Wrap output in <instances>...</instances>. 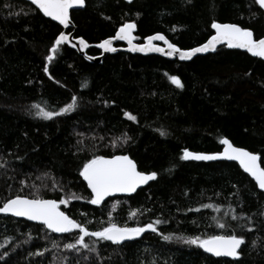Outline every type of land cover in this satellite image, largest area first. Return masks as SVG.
<instances>
[{
  "label": "trees",
  "instance_id": "16d2710c",
  "mask_svg": "<svg viewBox=\"0 0 264 264\" xmlns=\"http://www.w3.org/2000/svg\"><path fill=\"white\" fill-rule=\"evenodd\" d=\"M70 18L75 37L92 45L90 57L125 22L136 23L135 42L160 33L181 50L206 42L213 21L264 37V11L253 0H85ZM60 32L32 4L0 0V206L17 195L65 199L60 209L90 232L110 220L161 223L119 245L85 237L89 248L76 250L64 245L75 243L78 229L54 234L0 216V264H264V193L234 163L180 159L185 148L217 153L228 139L264 167V62L221 47L190 62L118 52L91 63L65 44L48 61ZM74 96L70 112L50 120L35 114L33 105L59 112ZM113 155H128L157 179L132 196L92 205L79 170L93 156ZM223 234L244 237L238 260L183 242Z\"/></svg>",
  "mask_w": 264,
  "mask_h": 264
},
{
  "label": "snow or ice",
  "instance_id": "6c2138e0",
  "mask_svg": "<svg viewBox=\"0 0 264 264\" xmlns=\"http://www.w3.org/2000/svg\"><path fill=\"white\" fill-rule=\"evenodd\" d=\"M31 3L44 16L50 17L53 21L58 22L59 25L67 28L70 24L69 10L74 6L83 7L85 0H31ZM253 3L258 5L260 9H264V0H253ZM136 27L135 22L122 23L117 28L114 36L104 39L96 47L102 49L104 52H115L116 48L112 46L114 40L127 41L130 46L129 51L132 52H160L169 57L176 55L180 60H188L196 53L207 52L210 49L214 50L217 44L226 43L229 48L245 49L253 56L264 58V38L254 39L252 30L240 27L234 23H218L213 21L211 28L215 30V35H212L207 43L189 50H181L160 33L148 36L143 44H133V40L135 39L133 31ZM68 41L69 36L64 32H60L56 36L50 49L53 55H48L46 59L52 61L54 54L60 46ZM153 41H163L167 45V51L155 45ZM78 42L81 49L88 47V44L83 38H79ZM44 71L45 73L49 71L47 64L44 65ZM169 79L176 87L180 88L183 86L178 77L170 76ZM72 100V103L61 108L59 112L47 111L39 105H33V107L37 109L35 113L37 116L50 120L53 117L72 111L75 107L76 97L74 96ZM124 115L129 120H136V117L131 113L125 112ZM165 134L161 131V135ZM220 144L224 146L223 151L213 154L192 152L185 148L180 159L196 161L226 159L238 161L244 172L248 173L255 180L256 186L264 190V167H261L258 162L261 160V157L243 148L233 146L228 139H221ZM79 175L86 181L87 188L91 190V198L88 202L92 205H99L106 197L114 193H135L141 185L156 180L158 174L155 171L146 173L138 170L137 164L128 155H113L111 158L93 156L92 159L83 163V166L79 170ZM75 198L78 199V197ZM66 203L67 200L65 199H60L59 201L41 198L30 199L17 195L15 198L8 199L0 206V213L11 214L15 217H24L30 221H38L46 229L55 233H70L73 229H78L79 235L75 239V243H67L64 245L67 249H76L77 245L81 248L88 249L89 245L85 243V237L89 236L97 238L98 241H109L112 244L119 245L124 241H130L140 237L146 231L157 232L156 225L161 223V221L157 220L154 223H147L143 226L129 227L127 225L119 226L110 220L107 226L102 227L100 230L90 232L82 224L73 220L60 210V205ZM201 207L210 208L212 205L203 204ZM130 215L135 216V213H130ZM231 219L236 220L237 217L232 216ZM217 227L220 229H228L230 225L227 222H218ZM162 239L169 241L172 239V236L162 235ZM183 242L203 249L204 252L210 253L215 257L238 258L240 256L238 249L245 243V240L243 236L237 234H223L209 235L206 238L193 236L184 239ZM91 250L94 251L95 249ZM4 255L7 256L8 253L5 252ZM36 255H42V253H36Z\"/></svg>",
  "mask_w": 264,
  "mask_h": 264
},
{
  "label": "water",
  "instance_id": "95a60500",
  "mask_svg": "<svg viewBox=\"0 0 264 264\" xmlns=\"http://www.w3.org/2000/svg\"><path fill=\"white\" fill-rule=\"evenodd\" d=\"M19 1H23V2H27V3H29V4H32L31 3V0H19ZM123 1H125V2H127V3H130L129 2V0H123ZM133 0H131V2H132ZM33 5V4H32ZM38 11H39V9L35 6V5H33ZM84 8V6L83 7H81V6H74L72 9H70L69 10V12H71V11H76V10H82ZM263 11H264V9H262ZM39 13L44 17V18H46V19H48V20H50L51 22H53V23H55V24H57L60 28H61V32H64L66 35H68L69 36V41L68 42H66L65 43V45L68 47V48H70L71 50H74V51H76L77 52V54L78 55H80V56H82L83 58H85L88 62H91V63H100L101 62V60H102V58L104 57V56H106V55H114V54H116V53H118V52H121V53H128V54H131V55H140V56H151V55H153V56H158V57H161V58H163V59H166V60H169V61H174V60H177L178 62H190L192 59H194V58H196V57H201V56H206V55H210V54H213L217 49H219V48H221V47H225V48H227L228 50H235V51H239V52H242V53H245V54H247L249 57H251V58H259V59H261L263 62H264V58H261V57H256V56H253V55H251L250 53H248L245 49H239V48H229L228 46H227V44L226 43H220V44H217L216 45V47H215V49L213 50V49H210L209 51H207V52H202V53H196L195 55H193L192 57H191V59H188V60H180L179 59V57L178 56H176V55H174V56H171V57H169V56H167V55H165L164 53H160V52H132V51H129V45H128V43H127V41H117V40H114L113 41V47L114 48H116V51L115 52H104L102 49H99L98 47H96V45L97 44H99V43H97V44H95L94 45V48H96V50H98L99 52H100V55H98V56H94V57H90V56H88L87 55V49L90 47V46H92V45H90V44H88L87 42V44H88V47L87 48H84V49H81V46L79 45V38L80 37H75V27H74V25H73V22L71 21V18H70V24H69V26L67 27V28H65L63 25H59V23L58 22H56V21H53L50 17H46V16H44L43 15V13L42 12H40L39 11ZM212 29V28H211ZM69 31V32H68ZM135 32H136V29L133 31V36L135 37ZM115 35V34H114ZM113 35V36H114ZM154 35V34H153ZM212 35H215V30L214 29H212ZM211 35V36H212ZM210 36V37H211ZM209 37V38H210ZM208 38V39H209ZM264 38V37H263ZM208 39H207V41H208ZM255 39V38H254ZM168 40V39H167ZM145 41H146V38L144 39V41L142 42V43H137V42H135V39L133 40V44H137V45H140V44H143V43H145ZM169 41V40H168ZM207 41L206 42H204L203 44H205V43H207ZM102 42V41H101ZM170 42V41H169ZM153 43L155 44V45H157L158 47H161V48H164L165 49V51H167V45H165L164 44V42L163 41H153ZM203 44H201V45H203ZM201 45H199V46H201ZM199 46H196V47H199ZM196 47H194V48H196ZM192 49V48H191ZM186 50H189V49H186ZM231 143V142H230ZM221 145V144H220ZM234 146V145H233ZM223 145H221V150L219 151V152H222L223 151ZM236 147V146H235ZM205 154H208V153H205ZM105 158H111V157H105ZM185 161H188V162H204V163H211V162H230V163H234V164H236L237 166H238V168L241 170V172L243 173V174H245L255 185H256V182H255V180L248 174V173H246V172H244V170L240 167V165H239V162L238 161H231V160H226V159H218V160H214V161H196V160H185ZM259 163H260V161H258ZM261 165V164H260ZM262 167V166H261ZM81 179H82V181H83V183L85 184V186H86V188H87V183H86V181H84L83 180V178L81 177ZM152 181H149L147 184H145V185H141L138 189H137V191L139 190V189H142V188H144V187H146L149 183H151ZM257 187V189L260 191V192H262V193H264V190H261V189H259V187L258 186H256ZM87 190L89 191V193H90V195H91V190L90 189H88L87 188ZM136 191V192H137ZM135 192V193H136ZM135 193H132V194H125V193H114V194H112L111 196H109V197H106L105 198V200L104 201H102L101 202V204L102 203H104L106 200H108V199H112V198H115V197H129V196H132L133 194H135ZM61 210V209H60ZM62 211V210H61ZM66 214V213H65ZM67 215V214H66ZM0 216H9V217H12V218H14V219H17V220H21V221H24V222H27V223H30V224H34V225H40V226H43L40 222H38V221H30V220H27L26 218H24V217H15V216H12L11 214H4V213H0ZM44 227V226H43ZM45 228V227H44ZM46 229V228H45ZM47 231H49V232H51L50 230H48V229H46ZM51 233H54V234H64V233H55V232H51ZM144 234V233H143ZM142 234V235H143ZM141 235V236H142ZM139 238V237H138ZM138 238H136V239H138ZM135 240V239H134ZM131 241V240H130ZM109 242V241H108ZM126 242H129V241H124V242H122L121 244H123V243H126ZM242 246V245H241ZM202 251H203V249H201ZM238 251H240V249H238ZM204 252V251H203ZM205 254H207V255H210V256H212L210 253H206V252H204ZM212 257H214V258H224V259H228V260H231V261H236V260H238V258H231V257H215V256H212Z\"/></svg>",
  "mask_w": 264,
  "mask_h": 264
},
{
  "label": "rangeland",
  "instance_id": "374dc122",
  "mask_svg": "<svg viewBox=\"0 0 264 264\" xmlns=\"http://www.w3.org/2000/svg\"><path fill=\"white\" fill-rule=\"evenodd\" d=\"M73 230H75V229H73ZM77 230V229H76Z\"/></svg>",
  "mask_w": 264,
  "mask_h": 264
}]
</instances>
